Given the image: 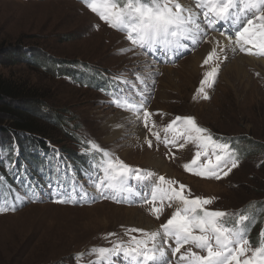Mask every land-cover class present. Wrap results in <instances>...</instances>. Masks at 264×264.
Segmentation results:
<instances>
[{
  "label": "rangeland",
  "instance_id": "1",
  "mask_svg": "<svg viewBox=\"0 0 264 264\" xmlns=\"http://www.w3.org/2000/svg\"><path fill=\"white\" fill-rule=\"evenodd\" d=\"M180 3L194 9L196 7L194 0H180ZM214 32L219 31L209 30L205 42L195 46L190 44L187 50L168 61L160 56L153 58L151 54H137L142 51L138 48L135 52L127 51L131 44L126 34L110 27L80 1L0 0V76L44 91L49 99L47 106L63 119L71 120L67 126L58 125L53 119L48 120L50 115L38 119L57 132L65 148L80 149L78 145L82 146L79 140L75 141L68 133H63L64 129L71 131L70 127L75 126L81 140L99 144L131 168L151 171L157 176L163 175L166 179L183 183L191 189L193 196L214 197L213 204L207 207L236 212L249 204L245 212L252 215L250 209L253 205L258 207L259 202L264 201L263 148L238 156L239 166L227 177L217 180L194 175L183 168V164L194 158L198 150L195 144L183 138L178 139L175 145L163 143L166 137L171 139L173 136L165 131L171 120L176 116H191L200 127L208 129L214 138L229 142L234 139L241 142L248 140L253 147L264 145V68L255 70L247 66L245 71L238 74L227 73L232 59L239 55H251L238 49L237 53L230 54L232 47L227 50V56L224 49L218 52L224 36L218 34L220 36L216 40L220 44L217 46L212 39V35L216 34ZM213 48L219 59L214 57L205 65L203 62ZM201 49L206 52L198 65V73H193L188 65V72L181 69L182 64L191 62L195 52ZM121 50H124L123 53ZM41 58L90 64L95 68L96 76L103 73L111 79L106 84L110 96L104 88L102 91L75 83L66 76L59 77L55 72L44 70ZM169 66L175 70V78L178 74V79L166 75L165 68ZM213 68H217L218 72L211 87L204 85L209 96L204 99L198 90L204 74ZM136 73L145 77L151 74V80L154 81L149 82L146 107L153 113L149 127L154 121L156 128L153 130L159 132L160 141L143 126L142 119H136L130 112L124 113L128 111L111 102L115 89L119 87L127 90L128 86L118 81L122 77L135 81ZM115 94L119 95L118 92ZM124 114L131 118L124 119ZM114 116H117L119 127L125 129L122 127L121 134L113 139L108 126ZM128 119H133V124L144 129L146 137L133 141L138 134L132 133L135 130ZM146 138L152 140V147H148ZM180 144L184 147H179ZM145 150L156 151L181 175L214 183L211 189L215 190L206 191L188 183L185 177L162 174L147 166L143 162ZM204 160L202 156L201 162ZM5 161V167L9 169V160ZM79 182L84 184L83 181ZM130 184L134 185L133 192L147 193L150 186L147 181L137 185L132 180ZM88 190L96 194L92 185ZM128 199L131 202L117 203L111 199L97 198L95 202L77 204H62L46 199L26 205L18 211L0 213V264H92L97 259L88 254L93 247H111L120 240L127 241L129 237L125 231L129 228L157 230L174 211V207L169 208L165 204L163 214L156 219L149 211L150 204L139 205L141 197L130 195ZM129 208L144 210L148 217L154 219L155 227L141 226L134 215L135 211ZM261 218L260 223L253 222L251 227L255 228L250 231L249 240L256 232L259 239V233L264 229V216ZM108 233H116V236L106 238ZM258 239L256 235L251 239L253 247L257 245ZM193 251L200 250L193 247ZM78 253H84V256L74 259ZM115 261L120 264L125 262L122 257Z\"/></svg>",
  "mask_w": 264,
  "mask_h": 264
},
{
  "label": "snow or ice",
  "instance_id": "2",
  "mask_svg": "<svg viewBox=\"0 0 264 264\" xmlns=\"http://www.w3.org/2000/svg\"><path fill=\"white\" fill-rule=\"evenodd\" d=\"M85 2L102 21L126 34L131 44L127 51L135 52L138 48L142 51L137 54H151L153 58L160 56L171 61L174 56L187 50L190 44L195 46L205 42L211 30L219 31L233 45V52L238 49L264 57V0H194L195 9L183 5L180 0ZM214 57L219 59L215 48L203 63L209 64ZM217 72L218 69L213 68L204 74L198 90L204 99L209 98L204 85L211 87ZM149 82L154 83L151 74L145 77L136 73L135 81L122 77L118 83L127 85V90L119 87L115 89L111 102L133 114L136 119H142L143 126L160 141L159 132L153 130L156 128L155 122L149 127L153 115L146 107ZM165 131L173 134L171 139H164L165 145H175L181 138L196 145L198 150L194 158L183 164V168L194 175L219 180L239 166V157L230 142L214 138L208 129L197 124L194 117L176 116ZM85 143L88 145L85 151L93 159L99 156L93 165L95 174L89 176L96 194L86 191L83 185L65 189L63 184L58 183L53 193L57 197L54 202L90 203L100 198L129 203L128 197L134 195L141 197V203L151 205L149 211L156 219L163 214L165 204L169 208L174 207L170 217L159 229L145 231L129 228L125 231L129 237L127 241L120 240L111 247L90 249L88 254L97 257L92 264H115V259L120 257L124 258L126 264H264V229L259 233L255 247L248 238L255 214L249 215L243 210L229 212L211 209L207 206L213 204L214 197L193 196L191 189L183 183L166 179L163 175L157 176L151 171L131 168L99 144L91 140ZM146 143L152 147V140L146 138ZM179 147L184 145L180 144ZM202 156L205 157L203 162ZM9 163L12 164L11 161ZM132 180L137 185L150 182L148 192H133L134 185L130 184ZM28 198L35 200L38 195L31 191ZM23 199L19 193H15L10 200L0 188V213L15 211ZM113 236L116 233H108L106 238ZM193 247L200 251H193ZM182 249L185 250L182 252ZM83 256L84 253H78L74 259Z\"/></svg>",
  "mask_w": 264,
  "mask_h": 264
},
{
  "label": "trees",
  "instance_id": "3",
  "mask_svg": "<svg viewBox=\"0 0 264 264\" xmlns=\"http://www.w3.org/2000/svg\"><path fill=\"white\" fill-rule=\"evenodd\" d=\"M77 1L87 4L85 0ZM41 64L44 70L55 72L59 77L66 76L75 83L96 89L104 88L107 92L109 90L106 84L111 79L103 73H99V77L96 76L95 68L88 63L41 58ZM48 103L49 99L44 91L35 86L30 87L29 84L16 83L10 77L0 76V188H3V195L10 200L15 193L24 197L18 204L17 211L26 205L46 199L54 202L57 197L53 193L57 190L58 183L63 184L65 189L79 185H83L84 188L90 187L89 176L95 174L93 165L99 160V156L93 159L92 155L85 151L88 145L80 139L81 136L75 126L70 127L71 131L64 129L63 133H68L75 141L79 140L82 146L78 145L80 149L74 147L67 149L61 145V140L54 129H49L47 125L38 121L40 117L50 115L48 120L53 119L58 125L69 126L71 120L63 119L47 106ZM242 142L239 139L230 140L238 156H245L257 150L256 148L264 149L263 144L253 147L248 140ZM4 158L12 162L9 169L5 167ZM79 181H83L84 184ZM31 191L37 193V199L28 198ZM262 203L264 201L259 202L258 207L254 204L250 209L252 214H255V222L260 223L261 217L264 216ZM247 209L249 204L242 208L243 211ZM10 212L14 211L3 213ZM254 228L251 227L250 231ZM255 235L258 239L257 232L251 237ZM58 263L62 264L61 262L55 264Z\"/></svg>",
  "mask_w": 264,
  "mask_h": 264
},
{
  "label": "bare ground",
  "instance_id": "4",
  "mask_svg": "<svg viewBox=\"0 0 264 264\" xmlns=\"http://www.w3.org/2000/svg\"><path fill=\"white\" fill-rule=\"evenodd\" d=\"M88 14H90V13H88ZM90 16L92 17L91 14H90ZM214 33H216V34H214V35H212L213 33L210 34V35H212V39L214 40V42L216 44H217V42H219V44H220V41L216 40V38L219 37L221 34L219 32H214ZM218 34H220V35H218ZM219 44H217V46ZM231 47L233 48V45L230 44L228 42V40L224 37V40H222L221 44L219 45L218 52H221V49L223 48L225 50V55L227 56V55H229L227 50H229ZM209 48H210V46H209ZM205 52H206V50H204V49L196 51L194 56L191 59V62L188 61L185 64L183 63L181 69H185L188 72V69H186V65H188L192 68V72L197 74L198 71L200 70L198 65L202 61V58H203ZM229 53L232 54V53H237V52L236 51L233 52L232 50H230ZM227 64H229V63H227ZM247 66H251V67L255 68V70H258L261 67L264 68V57H259L257 55H251V57L239 55V56L235 57L234 59H232V61H230V64L227 67L228 68L227 73L235 72L234 74H238L240 72L245 71ZM165 71L167 73L166 74L167 76H173V77L175 76L174 75L175 70L173 68H171V66H169V68H165ZM175 79H178V74H177ZM124 113H129V112H124ZM129 114H131V113H129ZM131 115L133 116V114H131ZM126 117L131 118L128 114H124L123 118L127 119ZM128 121H131V123L129 122V124L131 125V128L135 130L132 133L138 134V135H136V139L133 138V141H135L137 139L142 140L144 137H146L144 129L140 128V126H138V125L133 124V122H134L133 119H128ZM109 123H110V126H108V127L111 128V131H112L111 132V138L114 139L115 137H117L121 134V129H123L124 127L123 126L119 127V122L117 121V116L112 117V120L110 119ZM124 156H125V154H124ZM145 156H146V158H145V160H143V162L146 163L147 166L157 169L162 174H167L169 176L170 175L171 176H182V177L187 178V182L192 184L195 187L204 188L206 191L215 190V189H211V186L214 184L212 182H208V181L201 180L198 178H193L190 176L186 177L185 175H181L179 172L174 170L175 168L173 169L172 165L170 163H168L161 155L156 153V151L152 152V150H145ZM129 209H132L133 211H135L134 215L138 217V222L141 226L146 225V228H149V227L154 228L155 227L156 223H155L154 219L148 217L147 214L144 213V210L139 209V208H129Z\"/></svg>",
  "mask_w": 264,
  "mask_h": 264
}]
</instances>
